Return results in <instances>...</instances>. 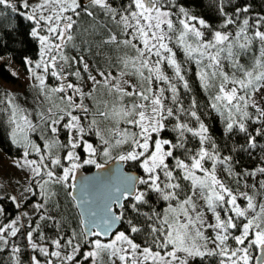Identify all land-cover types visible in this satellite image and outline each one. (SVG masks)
I'll use <instances>...</instances> for the list:
<instances>
[{"label": "snow or ice", "instance_id": "6c2138e0", "mask_svg": "<svg viewBox=\"0 0 264 264\" xmlns=\"http://www.w3.org/2000/svg\"><path fill=\"white\" fill-rule=\"evenodd\" d=\"M200 6L0 0L38 45L37 110L5 108L36 200L0 222V264H25L21 240L27 264H264V10L213 0L215 23Z\"/></svg>", "mask_w": 264, "mask_h": 264}, {"label": "trees", "instance_id": "16d2710c", "mask_svg": "<svg viewBox=\"0 0 264 264\" xmlns=\"http://www.w3.org/2000/svg\"><path fill=\"white\" fill-rule=\"evenodd\" d=\"M119 2V0H117ZM178 2H184V0H178ZM198 3L202 6L200 7H193V11L198 14H203L206 19L210 22L218 23V19L216 13L212 10V3L213 0H198ZM256 5L255 10L261 11L264 10V0H254ZM22 24L23 27L26 29L28 26L27 21H20V18L15 14L11 13L10 10H3L0 11V77L5 80L6 82H13L15 83L18 80V76L14 74L9 65L6 61H1L2 58H11L16 64H19L23 68L27 69V66L24 63V56L27 55L35 61L37 57L36 49L38 45L35 41H28L25 44H21L19 41L22 37L18 34L15 30L17 29L18 25ZM189 80L192 83L194 92L197 94L198 100L204 99V94L200 91L198 84L195 78V68H193V72L189 75ZM48 83L50 86H54L56 81L49 77ZM37 83L30 85L25 91L17 92L12 91L2 84H0V149L8 156L12 157H22L23 156V149L18 148L15 144H13L9 137L8 132V112L5 111L6 108V99L7 94H11L15 96L16 103H18L21 107L27 109L30 112H35L37 110V95L38 89L35 87ZM214 127H221V125H217L214 121H212ZM63 138V137H62ZM33 139H36L37 143L42 145V141L33 136ZM243 141H241L242 143ZM259 153L254 155L252 158H249L247 153H242L238 159L240 160V167L241 168H248L252 169L258 166L261 161L259 159ZM30 159L36 158L35 155L30 156ZM130 166H127L129 168ZM94 167L86 166L84 171H92ZM260 179H264V177H260ZM13 196L10 192H3L0 188V207L5 209V217H0V222H7L14 218L17 215H21L23 210L28 205L35 202L36 198L31 197L30 195L27 196V199L20 204V207L17 208L15 204L11 201L10 197ZM49 235H54L51 229L46 230ZM22 249L25 251L26 256L25 264H27V259L31 254V250L24 247L25 242L20 241ZM8 254L7 253H0V260L7 261ZM43 259V257H41Z\"/></svg>", "mask_w": 264, "mask_h": 264}, {"label": "rangeland", "instance_id": "374dc122", "mask_svg": "<svg viewBox=\"0 0 264 264\" xmlns=\"http://www.w3.org/2000/svg\"><path fill=\"white\" fill-rule=\"evenodd\" d=\"M1 61H6L11 71L18 76V80L15 83L6 82L0 77V84L6 88L12 91L22 92L25 91L30 85L38 83L32 79V74L29 71V67L25 69L8 57L2 58ZM22 160L23 156H8L0 149V188L3 192H10L12 195H15L20 204L25 200L24 197L30 195L28 193H24L23 189L31 182V173L29 169L18 166L20 163H22ZM32 204L28 205L23 210V213L28 212L29 217H31L33 214ZM23 222L26 223L27 218H25Z\"/></svg>", "mask_w": 264, "mask_h": 264}, {"label": "water", "instance_id": "95a60500", "mask_svg": "<svg viewBox=\"0 0 264 264\" xmlns=\"http://www.w3.org/2000/svg\"><path fill=\"white\" fill-rule=\"evenodd\" d=\"M125 167L127 168V166H125ZM82 171H83L84 175H92L95 172V169L93 168V170L89 171V172L84 171V170H82Z\"/></svg>", "mask_w": 264, "mask_h": 264}]
</instances>
